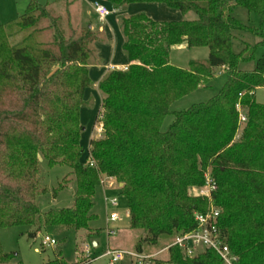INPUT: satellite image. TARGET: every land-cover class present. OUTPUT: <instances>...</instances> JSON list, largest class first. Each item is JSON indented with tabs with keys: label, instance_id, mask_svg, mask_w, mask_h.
<instances>
[{
	"label": "trees",
	"instance_id": "obj_1",
	"mask_svg": "<svg viewBox=\"0 0 264 264\" xmlns=\"http://www.w3.org/2000/svg\"><path fill=\"white\" fill-rule=\"evenodd\" d=\"M108 1L115 8L161 2L195 18L122 17L131 64L110 70L99 83L103 132L90 141V150L81 142L80 109L92 85L89 66L97 32L74 27L69 12L64 23L37 0L12 22L0 23V229L30 226L36 234L50 225L88 229L97 219L92 212L97 187L102 177H113L123 184L129 227L138 235L133 249L151 253V245L159 252L179 232L196 226V210L207 209L208 200L190 191L210 170L218 184L213 197L222 210L220 228L238 264H264V104L255 98L264 86V58L253 70H241L246 58L233 43L235 30L258 29L238 19L229 0ZM235 3L264 23V0ZM185 41L189 48L208 47V57L191 60L186 69L173 64L172 47ZM223 66L228 78L217 95L171 110L175 101L208 85ZM239 101L248 116L242 128ZM172 113V124L163 130ZM89 151L95 167L86 164ZM39 154L50 166L66 164L76 175L73 206L47 212L38 206V197L47 192L40 184ZM168 252L169 259L152 262L223 264L210 249L193 258L178 247ZM14 257L0 244V264H13ZM44 264L69 263L60 253Z\"/></svg>",
	"mask_w": 264,
	"mask_h": 264
},
{
	"label": "rangeland",
	"instance_id": "obj_2",
	"mask_svg": "<svg viewBox=\"0 0 264 264\" xmlns=\"http://www.w3.org/2000/svg\"><path fill=\"white\" fill-rule=\"evenodd\" d=\"M229 2L234 15L238 19L244 24H250L258 29L257 32L249 30L234 31V50L241 54L243 58H246V60L240 62L239 68L245 71L253 70L256 66V62L264 58V23L261 24L259 17L255 13H251L243 6L237 5L235 0H229ZM12 3V0H0V22H12V20H15L18 14L21 13L19 7ZM52 8L54 15L60 14L64 18V23H66L68 18L67 13L69 12L74 27H88L87 21L84 20L86 19L85 14L88 9L84 5L77 2L75 7L70 9L65 2H62L54 5ZM190 15L194 16L195 14L191 13ZM208 55L209 48L205 46L191 48V50L179 47L172 49L170 60H172V63L176 66L186 69L189 67L191 60L206 59ZM227 78L228 75L226 73L219 74L208 85H202L186 97L175 101L171 106V110H184L193 103L209 100L219 93L222 86L226 83ZM255 98L258 102L264 104V86L257 88ZM99 118L100 114L97 120L98 126L101 127ZM174 118L175 116L173 113L166 117L163 130L168 129ZM95 138H101L99 131L96 132ZM84 142L87 144L86 141ZM39 159L40 184L47 192L38 197V206H40L44 212L50 211V209H62L73 206L77 183L76 175L72 172V169L66 164L50 166L42 154H39ZM105 183L104 186L99 185L97 187L95 195L96 205L92 210L93 214L97 216V219L91 221L88 229L77 231L71 226L50 225L44 227L35 236V228L30 226L3 227V229H0V244L3 250L15 254L11 262L13 264H19L20 262L23 264H44L52 261L61 253L62 257L69 264H107L108 258L106 257H99L96 260L86 262L83 256L85 254V248L89 246L93 255L96 257L100 256L108 248V243H110V248H133L138 237L136 231L135 235L133 237L131 236V241L129 243L126 242L125 245H121L117 241L121 236L118 238L117 236L110 237L107 233V216L113 213V211H117L120 214V220L111 224V226L116 229L121 228V230H123L127 228L130 219L128 218V203L125 196L122 194V189L118 186L119 183H117V181H106ZM60 184L63 185V188L59 189L58 193H54V189L58 188ZM108 185H112L113 187L108 188ZM114 197L117 198L119 205L110 208L106 204V200H111ZM46 235L55 238L57 244L51 246L43 244L44 236ZM93 238L100 240L101 247L98 250L93 247ZM147 246L150 251H153L151 253L159 250L156 246ZM156 258L160 260L169 259L168 250L161 252ZM152 264L154 263L152 262Z\"/></svg>",
	"mask_w": 264,
	"mask_h": 264
},
{
	"label": "crops",
	"instance_id": "obj_3",
	"mask_svg": "<svg viewBox=\"0 0 264 264\" xmlns=\"http://www.w3.org/2000/svg\"><path fill=\"white\" fill-rule=\"evenodd\" d=\"M31 0H12V4H16L21 10L18 14L20 16L23 14ZM40 4H48L49 7H53L56 4L65 2L67 7L70 9L74 8L77 2L84 5L88 10L85 14L88 27L90 30L97 32L98 39L93 43V47L96 49L95 59L89 66V77L92 80V85L88 87L84 92L85 104L81 107V123L84 126V130L81 137V142L83 143L86 150L91 149V140L95 139L96 132L98 130V116L101 113L102 107V94L99 91V83L104 79L103 77L112 69H126L131 62H129L128 55L123 46L125 41L124 32L122 31L121 20L123 16H132L138 13L147 14L152 19L169 22V21H183L185 19H194L195 15H190L191 12L182 13L176 8L167 6L165 3L161 2H140L130 3L123 5L122 7L115 8L111 2L108 1V6L113 10V12L108 15L106 20H101L99 16L94 11L93 4L98 0H37ZM106 3L107 0H101ZM17 16V17H18ZM2 23V22H0ZM191 48L188 47L187 42H183L178 45H174L173 48ZM172 62V60H171ZM223 67L218 68L216 71V77L219 74L225 73ZM191 94V93H190ZM186 97V96H185ZM182 99V98H181ZM87 144H85V142ZM121 187V183L118 184ZM113 187V186H112ZM108 186V188H112ZM127 201V200H126ZM128 218H129V208H128ZM130 225V222H129ZM37 235V234H35ZM135 235V230L131 229L129 226L123 230L118 228L117 233L114 235L121 236V240L117 241L119 244L125 245L126 242H130ZM128 239V241H127ZM124 240V241H122ZM93 247L97 250L101 247L99 239H92ZM109 244L107 247H109ZM131 246V245H130ZM125 248V247H123ZM126 249H133L131 247H126ZM132 264L131 260H125L117 264ZM109 260H108V263ZM152 264V263H151Z\"/></svg>",
	"mask_w": 264,
	"mask_h": 264
},
{
	"label": "built area",
	"instance_id": "obj_4",
	"mask_svg": "<svg viewBox=\"0 0 264 264\" xmlns=\"http://www.w3.org/2000/svg\"><path fill=\"white\" fill-rule=\"evenodd\" d=\"M93 8L97 16L101 20H106L113 10L107 5V3L98 0L93 4ZM225 69V66H223ZM242 95V94H241ZM237 109L239 112V123L241 128L248 122L247 111L241 102H237ZM98 127L99 135L102 136L103 125ZM238 136V135H237ZM86 164L95 167L96 163L89 151L87 155ZM106 181L116 182L115 178L102 177L101 184L105 185ZM118 183V182H117ZM112 187V185H108ZM218 190V184L214 178L212 172L209 170L205 174L204 183L201 186H194L191 189V194L194 196L203 197L208 200L209 204L205 211L196 210L194 212L196 226L190 231L179 232L173 242L165 247L163 250L154 253H142L134 249H121L108 247L100 256L93 255L90 247L85 248L84 259L87 262L96 260L99 257H106L110 264H117L125 260H131L133 264H151L161 252L169 250L170 247H178L182 250L185 257L193 258L204 254L208 249L213 250L220 257L223 264H238L239 257L232 251L231 247L226 242L225 233L220 228V218L222 214L221 208L215 204L214 194ZM108 207H117L119 205L116 197L111 200H106ZM108 226L107 233L110 237H113L118 229L111 226V224L120 220V214L117 211L107 216ZM43 244L55 245L57 240L48 235L44 236Z\"/></svg>",
	"mask_w": 264,
	"mask_h": 264
},
{
	"label": "water",
	"instance_id": "obj_5",
	"mask_svg": "<svg viewBox=\"0 0 264 264\" xmlns=\"http://www.w3.org/2000/svg\"><path fill=\"white\" fill-rule=\"evenodd\" d=\"M123 184L121 183V186H122ZM36 234V233H35ZM35 234H34V236H35Z\"/></svg>",
	"mask_w": 264,
	"mask_h": 264
}]
</instances>
